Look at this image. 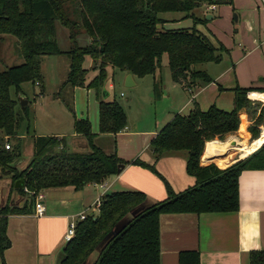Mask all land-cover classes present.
Segmentation results:
<instances>
[{"label":"trees","instance_id":"16d2710c","mask_svg":"<svg viewBox=\"0 0 264 264\" xmlns=\"http://www.w3.org/2000/svg\"><path fill=\"white\" fill-rule=\"evenodd\" d=\"M229 3L231 0H79L71 17L64 8L66 0H0V36L13 37L23 57L22 65L0 72V138L18 136L28 120V105L20 108L18 101L10 95V89L18 96L23 83H38L43 57L67 56L70 65L65 85L72 89H93L98 96L102 94L100 92L108 77L107 68L140 78L155 76L164 55L174 83L187 90L209 85L212 81L207 73L196 69V66L220 62V50L207 42L195 28L165 29L163 24L166 21L160 16L184 13V17L192 19L195 25L201 22L194 15L195 9L202 5ZM57 22L69 32L68 51H61L57 46ZM79 31L87 39L85 46L76 44ZM91 61L96 74L90 78L88 66ZM159 84L160 80L153 86L156 99L159 97ZM248 91L236 90L234 109L229 113L215 106L202 111L195 105L188 115H175L154 137L151 152L156 161L167 153H188L185 169L195 179V186L176 194L154 165L137 161L138 165L155 173L164 182L167 199L137 214L103 247L94 264H159L160 216H200L238 210V178L244 171L264 169V144L247 159L225 170L213 164L201 166L200 158L203 153L205 157L209 142H225L237 133L240 124L238 113L250 106L246 98ZM257 95L249 94V98L254 100ZM98 108L100 134L116 135L126 127L123 110L117 104L102 100L98 102ZM256 119L248 129L254 140L264 125V108ZM73 125L75 133L89 140L91 151L88 154H70L63 149L57 151L64 140L40 137L35 140L33 159L19 171L15 164L20 159V146L12 150L11 146L9 150L4 145L0 146V174L9 177L12 190L20 196H27L23 207L6 205L0 208V264H5L3 252L10 247L6 237L7 218L34 212V196L25 190L37 194L49 188L81 189L89 184L100 185L116 176L118 167L124 163L117 155L105 154L95 147L88 121L74 119ZM21 179L24 180L23 188L14 189V183ZM100 202L97 216L90 215L77 223L75 238L66 243L59 264L85 263L115 226L145 203V196L140 192L113 193ZM249 262L264 264V252H251ZM178 264H199V255L194 251L181 253Z\"/></svg>","mask_w":264,"mask_h":264},{"label":"crops","instance_id":"0c3cea01","mask_svg":"<svg viewBox=\"0 0 264 264\" xmlns=\"http://www.w3.org/2000/svg\"><path fill=\"white\" fill-rule=\"evenodd\" d=\"M196 11L208 18L206 20L210 22L206 27L209 29L208 34H202V29H206L198 25L201 27L199 29L190 18H187L189 21L187 29L195 28L207 42L220 50L222 57L220 62L205 64V69L201 70L207 73L212 82L206 86L187 90L174 83L171 78L169 89L163 88L165 92L163 96L169 98V106H172L173 110H168L158 122L155 120L151 129H140L138 123H129L116 135L99 133V108L95 101L92 108L93 117H87L90 121L86 120L91 127L93 144L105 154H114L123 160L120 174L108 178L103 184H89L81 189L49 188L42 191L43 205H45L42 217H35L33 214L8 217L6 237L10 241V247L3 252L5 264H59L63 258L62 251L66 245L65 234L70 223L78 221L80 215L97 216L99 209L96 208V202L109 194L121 192L144 194L145 203L124 217L95 249L90 258L83 263L89 264L93 258L91 264H94L103 247L137 214L167 199L164 182L155 173L138 165L137 161L148 166L154 165L155 170L176 194L195 186V179L189 176L185 169L188 153H167L156 161L151 152V142L175 115L186 116L195 105H198L202 111L215 106L229 113L234 109L236 90H250L246 95L249 101L251 100L249 94H264L261 92L264 91V0H231V3L226 5H202ZM165 21L163 26L165 29L178 30L170 26H178L179 20ZM42 60L43 58L41 62ZM121 73L124 79L130 75L122 71ZM130 76L133 83L135 82L134 86L137 85V77ZM155 76H153V83L157 80L161 81V76ZM103 87L110 91L114 85L109 82ZM87 90L94 92L98 100L95 90ZM160 95L161 93L159 97ZM109 96L110 94L104 90L103 97L106 99ZM121 96H123L122 93ZM43 97L41 95L42 99ZM252 114L246 108L239 111L240 124L237 137L232 135L248 145L259 140L264 129V125L261 126L258 138L256 140L252 138L248 131L255 121ZM58 116L59 114L57 119ZM242 116L246 129L245 138L241 139L239 131ZM74 119L76 118L68 120L62 117V128L59 131L51 130L49 134L37 135L35 130L32 136L28 132L22 135L21 129L18 136L5 137L1 140L4 146H11L10 139L14 140L17 146H20V159L23 156L27 159L33 157L35 140L40 137L64 140V144L59 148L63 147L67 153L88 154L91 151L89 140L75 133ZM50 126L58 128L52 124ZM245 159H233L226 166H221L213 162L204 164L200 158V165L213 164L225 170L232 164ZM23 162L25 160L21 163ZM27 164L29 163H26V166ZM18 169L21 171L20 168ZM237 183L239 208L236 212L201 214L200 216L194 214L160 216L159 264H178L179 255L186 251L197 252L199 264H250L251 252H264V169L242 172ZM26 198L27 196H20L17 191L12 190L9 177L0 174V208L6 205L23 207Z\"/></svg>","mask_w":264,"mask_h":264},{"label":"rangeland","instance_id":"374dc122","mask_svg":"<svg viewBox=\"0 0 264 264\" xmlns=\"http://www.w3.org/2000/svg\"><path fill=\"white\" fill-rule=\"evenodd\" d=\"M78 1L79 0H66V4L64 8L66 10V13L70 14L71 17H73V14L71 13L73 11V7L75 3H77ZM195 11L194 13L196 18L200 19L202 22V23H198V22L195 23V26L201 29V27L198 26L201 25L203 28L206 29V27L210 24V22H207L206 17L201 13H199V11H198L199 14L197 13V11L196 12ZM185 15L186 14L180 12L164 13L160 17L165 20H179L178 22H180V24L178 26L175 27L170 26V28H176L179 30V29H187L189 27L188 26L189 21H187L188 20L187 18H184ZM208 30H209L208 28L206 30L202 29L201 33L208 34L207 33ZM55 31H56L57 46H59L61 51H68L70 48V39L68 35L69 34L68 30L63 28L60 25V23L57 22L55 25ZM78 35L79 36L76 38V44L78 46H85L87 44V39L86 37L83 38V32H80ZM162 59H163L162 65L160 67V70L156 74L159 75V77L161 76V85L159 84V86L157 87V91L161 93L158 99L154 97L155 93L153 91L154 90L153 84L155 82L153 83L152 75L142 78L137 77L138 79L137 85H135L134 88H126L125 87L126 78L124 79V76H122L121 71L118 69L116 70V69L107 68L108 77L104 82V84L106 85L107 83L112 82L114 87L110 91L107 90L106 87L105 88L103 87L100 92L102 94L98 96L99 99L97 100V98H95V93L90 90H87V88L72 89L71 87L65 85V82L67 80L66 77L69 71V64H70L67 56L61 55V56H53V57H43V60L41 62L42 63L41 80L38 81V83L40 84L37 86V82H25L19 87L21 91V95L25 96L29 102L27 106V111H29L28 120L25 121L24 124L22 125L21 134L25 135V133L28 132V134L32 136L34 135L35 130L37 131V135H40V133L49 134L48 132H51V130L56 131V129H58L59 131L62 128V121H61L62 117L67 118L68 120H71V118H76L78 120L86 121L88 120L87 117H93L92 108L95 104V101L98 104L99 101L106 99L109 102H114L115 104H117V106L122 108L127 125L129 123L136 122L138 123V127L140 129L141 128L151 129L155 120L158 122L161 119V116L164 115L168 110L169 111L173 110V107L169 106L170 104L169 98L167 97L165 98V96H163V93H165L163 91V88L169 87L168 85L171 81V75H169L170 73H169V68L167 64L168 60L166 55H164ZM22 63H23V57L20 54V49L18 48L15 39L8 35L0 36V72H5L8 68L11 67L20 66L22 65ZM93 67H94V63L91 61L88 66V76L90 78L93 76L94 72L96 74V71H93ZM196 69L198 70L205 69V64L197 65ZM104 90H106L110 94L109 98L105 99L103 97ZM121 93L123 94V96H121ZM10 95L15 100L18 101L19 96L15 95L14 90L12 88L10 89ZM41 95L44 96L43 97L44 100L41 98ZM251 100L250 101L248 100L250 102V106L247 107L248 110L251 111V113H253L252 118H255L256 121L257 115L260 113L261 109L264 108L263 106L264 101L260 100L258 98V95L253 100L257 102H253ZM57 114H59L58 116L59 120L57 119ZM241 120H242V126L239 131V137L242 139L245 138L246 125L243 116L241 117ZM50 124L54 126H58V128L57 127L53 128L50 126ZM233 136L237 137V133L234 134ZM233 136H230L229 138L226 139L225 142L222 143H227L231 139H235L242 146L248 145L245 142L240 141L238 138H235ZM10 142L12 146L11 150L16 148L17 144L15 143V141L10 139ZM0 146H3L1 138H0ZM62 149L65 151L63 147ZM62 149L58 148L57 151H61ZM183 153L187 154L186 152ZM253 153L254 152L250 153L247 151L245 152L242 150H235L234 148L229 146L218 150L217 156L215 157L205 158L206 154L204 157V153H203L201 156V162L204 164L213 162L219 165L221 163L224 166H226L228 164L226 163L228 162L226 161V159H229L230 160L229 162H231L233 159H239V158L245 159L247 158V156ZM203 158L205 160H203ZM32 159L33 158L27 159L26 157L23 156L21 159H19L16 162L15 167L20 168V170L25 169L26 163H30ZM23 160H25V162L21 163ZM91 260L89 264H91L92 262Z\"/></svg>","mask_w":264,"mask_h":264},{"label":"bare ground","instance_id":"6f19581e","mask_svg":"<svg viewBox=\"0 0 264 264\" xmlns=\"http://www.w3.org/2000/svg\"><path fill=\"white\" fill-rule=\"evenodd\" d=\"M258 98L260 100H263L264 101V94H260L258 96ZM261 137L259 140H256L254 142H252L251 144L249 145H246V146H242L238 141H236L235 139H231L229 142L227 143H219V142H211L207 145V148H206V157L205 158H211V157H215L217 156V151L220 150V149H223L225 147H229L231 146L232 148H234L235 150H242V151H247V152H255L256 150H258V148H260V146H262V143H264V129H262V132H261ZM226 163L229 164V159H226Z\"/></svg>","mask_w":264,"mask_h":264},{"label":"built area","instance_id":"2783aa9c","mask_svg":"<svg viewBox=\"0 0 264 264\" xmlns=\"http://www.w3.org/2000/svg\"><path fill=\"white\" fill-rule=\"evenodd\" d=\"M212 8H214V7L212 6ZM9 148H10V145L5 146L6 150H9ZM25 193L31 194L34 196V205L35 206H34L33 215L35 217H42V214L45 211V205H43V198H44L43 193L34 194V193H30L28 190H25ZM96 204H97L96 208L99 209L101 206V202L97 201ZM84 219H85V216L80 215L78 218V221H84ZM78 221H74V222L70 223L68 230L65 234V242L66 243L70 242L71 240H73L75 238V236H74L75 235V229H76V225H77Z\"/></svg>","mask_w":264,"mask_h":264},{"label":"water","instance_id":"95a60500","mask_svg":"<svg viewBox=\"0 0 264 264\" xmlns=\"http://www.w3.org/2000/svg\"><path fill=\"white\" fill-rule=\"evenodd\" d=\"M206 20H208V18H206ZM157 27L160 28L159 26H157ZM133 86H134V83L132 81V77L130 75H127V78L125 80V87L126 88H132ZM18 96H19L18 103H19L20 108L27 106L28 100L26 99V97L22 96L21 94H18ZM122 167H123L122 164L118 167V169H117L118 174H120V172H121L120 169ZM23 186H24V180L23 179L16 181L13 185L14 189H21V188H23Z\"/></svg>","mask_w":264,"mask_h":264}]
</instances>
